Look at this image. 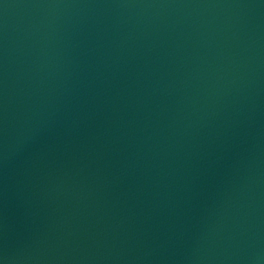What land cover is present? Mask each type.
I'll list each match as a JSON object with an SVG mask.
<instances>
[{
	"label": "water",
	"instance_id": "water-1",
	"mask_svg": "<svg viewBox=\"0 0 264 264\" xmlns=\"http://www.w3.org/2000/svg\"><path fill=\"white\" fill-rule=\"evenodd\" d=\"M0 264H264V0H0Z\"/></svg>",
	"mask_w": 264,
	"mask_h": 264
}]
</instances>
